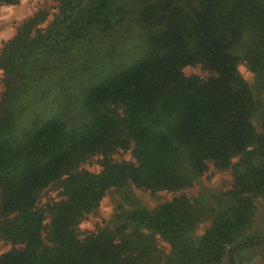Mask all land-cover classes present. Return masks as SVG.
Wrapping results in <instances>:
<instances>
[{
  "label": "trees",
  "instance_id": "16d2710c",
  "mask_svg": "<svg viewBox=\"0 0 264 264\" xmlns=\"http://www.w3.org/2000/svg\"><path fill=\"white\" fill-rule=\"evenodd\" d=\"M0 76V264H242L250 248L264 264V0H58L5 44ZM210 171L233 176L218 207L181 194L78 229L112 187L180 192Z\"/></svg>",
  "mask_w": 264,
  "mask_h": 264
},
{
  "label": "rangeland",
  "instance_id": "374dc122",
  "mask_svg": "<svg viewBox=\"0 0 264 264\" xmlns=\"http://www.w3.org/2000/svg\"><path fill=\"white\" fill-rule=\"evenodd\" d=\"M58 0H21L17 4H8L0 7V17L7 16V19L0 18V52L5 44L16 34L19 26L24 20L34 15L40 9H46L51 12V15L56 11ZM3 9H11V13L3 11ZM187 74L200 73L199 67L188 66ZM241 71L244 76L255 85L254 74L245 66L241 65ZM4 89L3 82L0 76V97ZM233 176L230 171L227 172H208L200 178L195 186L180 192L157 191L137 187L134 184H129L124 187L116 186L108 190L101 205L88 217L81 222L78 229L82 235H86L96 230L100 223L112 224L116 220L118 213L124 212L137 207H147L153 209L161 203L171 201L176 196L186 194L189 197L200 198L201 204L205 209H212L225 203V194L232 188ZM226 197L223 201L222 198ZM260 214L258 227L264 229V200L259 199ZM212 220L203 219L199 222L196 234L200 235L210 225ZM158 241L162 246L168 247L171 250L170 244L160 235ZM11 248V244L7 242L0 243V253ZM263 259L260 248H250L239 255V261L242 264H261ZM223 264H229L228 258Z\"/></svg>",
  "mask_w": 264,
  "mask_h": 264
},
{
  "label": "clouds",
  "instance_id": "9594fccd",
  "mask_svg": "<svg viewBox=\"0 0 264 264\" xmlns=\"http://www.w3.org/2000/svg\"><path fill=\"white\" fill-rule=\"evenodd\" d=\"M3 11L8 12L9 14L11 13V9H3ZM0 18L7 19L8 17L5 16V17H0Z\"/></svg>",
  "mask_w": 264,
  "mask_h": 264
}]
</instances>
